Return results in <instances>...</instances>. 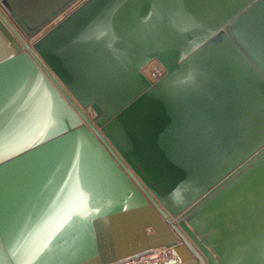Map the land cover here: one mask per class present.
<instances>
[{"label": "water", "instance_id": "water-1", "mask_svg": "<svg viewBox=\"0 0 264 264\" xmlns=\"http://www.w3.org/2000/svg\"><path fill=\"white\" fill-rule=\"evenodd\" d=\"M264 264V0H0V264Z\"/></svg>", "mask_w": 264, "mask_h": 264}, {"label": "built area", "instance_id": "built-area-1", "mask_svg": "<svg viewBox=\"0 0 264 264\" xmlns=\"http://www.w3.org/2000/svg\"><path fill=\"white\" fill-rule=\"evenodd\" d=\"M175 261L171 247L158 246L107 264H173Z\"/></svg>", "mask_w": 264, "mask_h": 264}]
</instances>
